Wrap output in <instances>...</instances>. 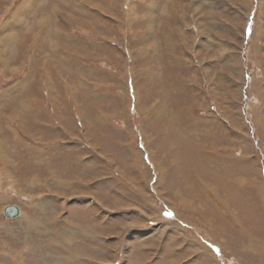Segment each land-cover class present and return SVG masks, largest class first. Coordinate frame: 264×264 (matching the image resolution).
<instances>
[{
  "label": "rangeland",
  "instance_id": "1",
  "mask_svg": "<svg viewBox=\"0 0 264 264\" xmlns=\"http://www.w3.org/2000/svg\"><path fill=\"white\" fill-rule=\"evenodd\" d=\"M0 264H264V0H0Z\"/></svg>",
  "mask_w": 264,
  "mask_h": 264
},
{
  "label": "water",
  "instance_id": "2",
  "mask_svg": "<svg viewBox=\"0 0 264 264\" xmlns=\"http://www.w3.org/2000/svg\"><path fill=\"white\" fill-rule=\"evenodd\" d=\"M3 213L8 219H18L21 216V210L17 206H7L4 208Z\"/></svg>",
  "mask_w": 264,
  "mask_h": 264
},
{
  "label": "bare ground",
  "instance_id": "3",
  "mask_svg": "<svg viewBox=\"0 0 264 264\" xmlns=\"http://www.w3.org/2000/svg\"><path fill=\"white\" fill-rule=\"evenodd\" d=\"M45 152H46V151H45ZM189 188H190V187H189ZM19 209H20V208H19ZM20 210H21V209H20ZM3 214H4V213H3ZM4 216H5V215H4ZM228 216H229V215H228ZM20 217H21V216H20ZM20 217H19V218H20ZM19 218H18V219H19ZM7 219H8V218H7ZM236 219H237V218H236ZM8 220L13 221V220H16V219H8Z\"/></svg>",
  "mask_w": 264,
  "mask_h": 264
},
{
  "label": "snow or ice",
  "instance_id": "4",
  "mask_svg": "<svg viewBox=\"0 0 264 264\" xmlns=\"http://www.w3.org/2000/svg\"><path fill=\"white\" fill-rule=\"evenodd\" d=\"M218 251V250H217Z\"/></svg>",
  "mask_w": 264,
  "mask_h": 264
}]
</instances>
